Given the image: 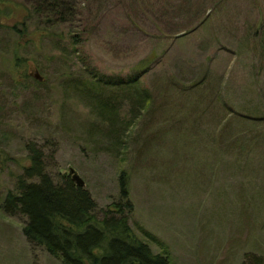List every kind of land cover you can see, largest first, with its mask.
Here are the masks:
<instances>
[{"label":"rangeland","instance_id":"1","mask_svg":"<svg viewBox=\"0 0 264 264\" xmlns=\"http://www.w3.org/2000/svg\"><path fill=\"white\" fill-rule=\"evenodd\" d=\"M72 6L79 19L59 41L27 30L18 70L17 37L0 32V264H63L1 210L31 165L29 145L55 180L79 174L99 218L120 202L125 172L130 226L153 252L169 248L173 264H264V0ZM31 65L44 85L25 78ZM137 66L138 90L105 92L125 97L113 123L78 91L92 70L126 78Z\"/></svg>","mask_w":264,"mask_h":264},{"label":"trees","instance_id":"2","mask_svg":"<svg viewBox=\"0 0 264 264\" xmlns=\"http://www.w3.org/2000/svg\"><path fill=\"white\" fill-rule=\"evenodd\" d=\"M26 1L27 4L20 5L0 0V32H9L17 37L14 45L16 70L20 63V41L25 38L27 30L34 28L32 25L36 24L33 31L38 40L59 41L60 37L56 33L61 27L74 24L80 16L78 8L72 6L76 5V0ZM144 70L137 66L126 78L105 76L92 70L94 77H85L82 83L84 89L78 91L87 92L81 93V97L88 95L90 98L91 95L92 102L99 109L100 118L113 123L112 119L121 110L116 109V105L124 103L125 97H106V90H138ZM25 78H31L39 85L45 82L35 79L29 68ZM73 78L78 86L82 79L79 76ZM142 90L143 98L139 94L138 100L141 99L142 105L146 107L149 104V90ZM130 132L129 135L133 130ZM28 148L31 165L23 168L15 189L8 192L1 204V210L9 217L24 219L22 231L29 244L44 248L63 264H173L169 248L158 240L162 249L158 254L153 252L150 244L141 240L130 226L128 216L133 206L125 172L119 176L120 202L99 218L97 204L85 187L77 186L70 176L65 178L62 175L59 181L55 180L44 167V153L35 145H29ZM148 241L157 244L153 239ZM247 259L249 264H262L260 258L254 257H247L243 264H248Z\"/></svg>","mask_w":264,"mask_h":264},{"label":"water","instance_id":"3","mask_svg":"<svg viewBox=\"0 0 264 264\" xmlns=\"http://www.w3.org/2000/svg\"><path fill=\"white\" fill-rule=\"evenodd\" d=\"M30 74L38 81L40 82L44 81V77H42V75L39 73V71L34 65L30 66ZM64 176L65 178H68V176H70L77 186L83 188L85 187V182L74 169L70 168L69 173L65 174Z\"/></svg>","mask_w":264,"mask_h":264}]
</instances>
